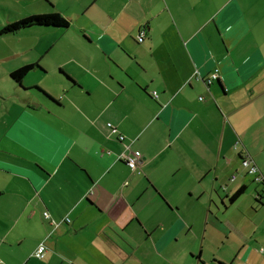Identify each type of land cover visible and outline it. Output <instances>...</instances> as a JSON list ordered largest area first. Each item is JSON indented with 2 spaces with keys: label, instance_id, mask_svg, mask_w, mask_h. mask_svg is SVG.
<instances>
[{
  "label": "crops",
  "instance_id": "0c3cea01",
  "mask_svg": "<svg viewBox=\"0 0 264 264\" xmlns=\"http://www.w3.org/2000/svg\"><path fill=\"white\" fill-rule=\"evenodd\" d=\"M0 10V30L30 16ZM97 11L92 26L81 14L51 26L55 41L28 63L53 85L17 82L27 63L0 49V83L23 104L0 119V264H244L210 250L195 259L184 243L207 216L230 228L229 199L255 181L240 151L264 176V0H109ZM120 133L142 153L139 171L121 160Z\"/></svg>",
  "mask_w": 264,
  "mask_h": 264
},
{
  "label": "rangeland",
  "instance_id": "374dc122",
  "mask_svg": "<svg viewBox=\"0 0 264 264\" xmlns=\"http://www.w3.org/2000/svg\"><path fill=\"white\" fill-rule=\"evenodd\" d=\"M108 2L109 0H99L94 4L96 8L94 11L89 12L88 8L83 12L89 4V0H0V4L3 3V5H6L10 10L18 14L34 15L58 11L72 23H75L78 14H81L82 19L89 18L90 26L93 23L91 19L97 16V8L108 7ZM0 17L1 21L4 20L5 16L2 14V10H0ZM90 26L89 31H91ZM57 29L59 28L46 27L44 28L46 34H17L11 37L2 35L0 36V49L5 53H17L18 58H16V63L28 64L35 58L38 50L45 48V42L47 47L50 39L55 41L56 38L51 37V32ZM69 30L71 31L70 36L77 33L74 28H68V32ZM54 37L57 36L54 34ZM79 47L80 44L77 42L74 48L78 51ZM51 56L55 58L54 55ZM50 61H53V59ZM32 71H29L26 75L28 77L24 81L25 83L28 84L37 81L44 86L56 83V80L54 78L52 79L51 74L47 77L50 80H37L38 73ZM0 87L8 91L4 95H0V119L7 118L8 120H12L13 117L17 116L19 113L17 110L22 108L23 104L16 97H13V99L8 97L10 89L5 83L1 82ZM61 90L62 88L57 87L55 93L61 94ZM38 103L34 102L35 105ZM4 125L0 122V134L5 130ZM256 185L257 183L255 181H251L242 198L232 204V208L226 214L221 215L223 221L228 220L230 225L228 230H220L211 225L207 226L206 222L209 221L210 216H207L204 221H200L196 225L194 230L190 232L187 242L184 243L187 244L185 248L189 250L188 254L190 257H193V253H196L195 255L198 256L200 251L210 250L225 258L239 253L240 258L244 257L246 259L244 264H264V253L260 252V248L264 247V201L261 203L256 200ZM244 241L247 242L245 245L243 243ZM193 258L197 259L196 256ZM201 264H220V262H204Z\"/></svg>",
  "mask_w": 264,
  "mask_h": 264
},
{
  "label": "trees",
  "instance_id": "16d2710c",
  "mask_svg": "<svg viewBox=\"0 0 264 264\" xmlns=\"http://www.w3.org/2000/svg\"><path fill=\"white\" fill-rule=\"evenodd\" d=\"M69 24H70V21H69L68 18L64 17V15L62 13H60L58 11H54V12H51V13H41V14L30 15V16L24 17V18H22V19H20L18 21L9 23V24L3 26V28L0 30V34L16 33L18 31H21L22 29L30 28L32 26H48V27H51V26L54 27L55 26V27L67 28L69 26ZM143 29H145V28H140L139 36H138L139 39L142 36V41L141 42H143L145 40V32L146 31L145 30L143 31ZM35 66H39L38 63L26 64V65H24V66H22V67H20V68H18L16 70H14L11 73V76L17 82H20L29 73V71H31ZM66 76L68 77V79L73 81V79L69 75L66 74ZM218 78L219 77H217L216 79L212 80L211 82H208L209 79L207 78L206 82L208 84H210V83L214 82L215 80H217ZM35 87L37 89L41 90V88H39L38 86H35ZM238 140H240V142H239L238 146H236V143H237ZM238 140H236V142H235V145H234L235 149H238L240 144L242 143L241 139L238 138ZM120 141L122 143H124V147H125V151L124 152L126 153V155H129L131 153V151L132 152L136 151V150L132 149V142H127L126 141V137H125L124 140H120ZM127 146L129 148H127ZM240 153L244 155L243 151H240ZM247 154L249 155V153H247ZM251 157H253V156L251 155ZM241 158L245 159V157H241ZM121 160H123L128 165L127 160H126L125 157H122ZM242 161L243 160H241V164H242ZM254 161H255V159H254ZM137 162H138V168L136 167L135 170H133L129 166L132 171H139V165L142 162V153H140ZM256 164H257V162H256ZM242 166H243V164H242ZM243 168H244V166H243ZM233 176H235V175H232L231 180L235 179V178L233 179ZM246 189H247L246 185H242L232 195V197L229 199V201L234 202L237 199H239L245 193ZM256 200L261 202V203H263V201L261 199H259V198H256ZM262 248H264V247H262Z\"/></svg>",
  "mask_w": 264,
  "mask_h": 264
},
{
  "label": "built area",
  "instance_id": "2783aa9c",
  "mask_svg": "<svg viewBox=\"0 0 264 264\" xmlns=\"http://www.w3.org/2000/svg\"><path fill=\"white\" fill-rule=\"evenodd\" d=\"M140 41H142V36L139 39ZM218 70H216V72L212 73L209 77H208V82H211L212 80L216 79L218 77L217 74ZM155 97H157V92L154 91L152 93ZM108 126L111 128L112 132L117 133L118 132V128L113 125L111 122H108ZM118 138L119 140H124L125 139V135L123 134H118ZM240 140L237 141L236 146H238ZM127 148H129L127 146ZM140 153L138 151L132 152L129 155H126L125 152H123L121 154V158L125 157L127 160L128 165L135 170L136 167L138 168V158H139ZM243 157H245V159H242V164L244 166V168L246 169L247 173L252 175L254 180L256 182H262L264 181V176L263 173L261 172L260 168L258 167V165L256 164V162L254 161L253 157H251V155L247 154V152H244ZM235 178V176H233V179ZM45 215L47 216V212H45ZM48 251V247L46 246L45 243H40L37 250L35 251L34 255L38 258H43L46 255V252ZM261 251H264V248H261Z\"/></svg>",
  "mask_w": 264,
  "mask_h": 264
}]
</instances>
